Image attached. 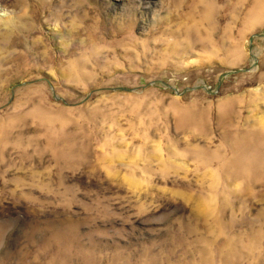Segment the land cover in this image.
Segmentation results:
<instances>
[{
	"label": "rangeland",
	"instance_id": "374dc122",
	"mask_svg": "<svg viewBox=\"0 0 264 264\" xmlns=\"http://www.w3.org/2000/svg\"><path fill=\"white\" fill-rule=\"evenodd\" d=\"M264 264V0H0V264Z\"/></svg>",
	"mask_w": 264,
	"mask_h": 264
},
{
	"label": "bare ground",
	"instance_id": "6f19581e",
	"mask_svg": "<svg viewBox=\"0 0 264 264\" xmlns=\"http://www.w3.org/2000/svg\"><path fill=\"white\" fill-rule=\"evenodd\" d=\"M229 262H226V264H228Z\"/></svg>",
	"mask_w": 264,
	"mask_h": 264
}]
</instances>
